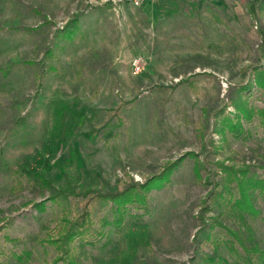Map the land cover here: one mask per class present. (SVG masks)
I'll return each mask as SVG.
<instances>
[{
    "label": "rangeland",
    "instance_id": "obj_1",
    "mask_svg": "<svg viewBox=\"0 0 264 264\" xmlns=\"http://www.w3.org/2000/svg\"><path fill=\"white\" fill-rule=\"evenodd\" d=\"M121 1L0 0V223L9 220L0 264H63L54 263L48 238L65 216L82 212L83 199L49 201L36 173L56 188L104 194L143 183L182 158L146 207L116 214L113 203L97 201L95 231L72 244L74 264L238 258L233 237L216 224L204 230L201 219L243 226L226 210L203 211L224 176L220 164L262 175L259 119L243 122L245 139L212 131L215 113L237 116L228 91L248 84L253 67H264V5L256 20L248 11L262 0H186L153 24L138 12L125 21L122 8L113 10ZM245 99L264 109V90L254 87ZM253 201L259 215L245 222L264 248V193L255 191Z\"/></svg>",
    "mask_w": 264,
    "mask_h": 264
},
{
    "label": "trees",
    "instance_id": "obj_2",
    "mask_svg": "<svg viewBox=\"0 0 264 264\" xmlns=\"http://www.w3.org/2000/svg\"><path fill=\"white\" fill-rule=\"evenodd\" d=\"M262 5H264V0L261 3L252 1L249 4V14L255 20L258 18L259 12L263 9ZM78 19L79 16H75L72 20L71 23L74 24V27H76ZM73 35V31L67 34L69 38ZM252 73L253 79L251 78L248 84L234 86V88L228 91L229 105L231 104L236 110L237 116L234 119L224 117L225 109L213 115L216 120L212 124L214 134L222 135L224 131L229 130L235 138L245 139L247 133L244 132L243 122L252 123L255 118L259 119L260 125L264 127V109L254 110L245 99L247 93L254 87L264 90V67H253ZM206 114L207 118H205V123L202 125L203 129L209 128L208 116L210 113L206 111ZM218 119H221L220 123L217 122ZM186 155H191V153ZM183 159L166 163L159 173L143 183H129L120 191L104 194L92 189L76 191L69 188V186L56 188L52 181L36 173L34 175L36 184L51 193L48 198L49 201L54 203H69L71 199H83L81 200L82 212L72 220L65 216L57 234L48 238V242H50L56 252L57 258L54 263L61 261L63 264H74L72 244L75 240L83 238L95 231L93 213L97 201L101 203H113L116 214L126 209L129 205H143L142 207H146L150 192L162 188L169 181L173 172L179 167ZM259 168L262 170V175L252 174L249 167L237 168L235 166L220 164L219 169L224 176L220 182L215 183L214 190L209 193L206 204L203 207V211H211V209L226 210L228 214H231L234 218H239L241 221L240 225L243 226H240V229L238 228L236 230L225 226L219 219L212 218L214 221L211 224L201 219L204 230L212 228L216 224L224 228L233 237L228 242L231 245V249L237 253L238 258L232 264H264V248L256 241L253 229L245 222L246 215H259V211L254 205L253 193L255 191L264 193V164L259 166ZM64 176L65 178L68 177L66 172ZM44 205L45 202L38 203L35 204V207L41 209ZM63 213L65 215L68 214L66 209L63 210ZM7 221L9 220L0 223V234L2 233L1 230L6 228L4 225ZM106 224L104 220L103 225L105 226ZM236 246L238 248H235ZM215 258L216 256L210 257V260L215 262Z\"/></svg>",
    "mask_w": 264,
    "mask_h": 264
},
{
    "label": "crops",
    "instance_id": "obj_3",
    "mask_svg": "<svg viewBox=\"0 0 264 264\" xmlns=\"http://www.w3.org/2000/svg\"><path fill=\"white\" fill-rule=\"evenodd\" d=\"M209 1H216V0H209ZM180 2H186V0H144L142 5L140 7H135L129 0H123L116 4V6L113 7V10L118 8H122V16L123 19L126 21L127 15L129 13H140L141 17L145 22L148 24H153L155 21L159 20L161 18L162 12L165 9H173L175 4H178ZM79 23V19H78ZM77 23V24H78Z\"/></svg>",
    "mask_w": 264,
    "mask_h": 264
},
{
    "label": "built area",
    "instance_id": "obj_4",
    "mask_svg": "<svg viewBox=\"0 0 264 264\" xmlns=\"http://www.w3.org/2000/svg\"><path fill=\"white\" fill-rule=\"evenodd\" d=\"M129 1L133 4V6L140 7L144 0H129ZM152 1H157V0H152ZM138 71H140V66L139 65H137L135 73H137Z\"/></svg>",
    "mask_w": 264,
    "mask_h": 264
}]
</instances>
